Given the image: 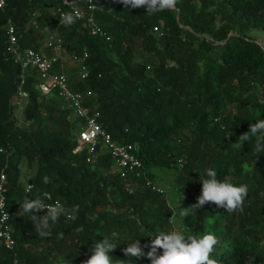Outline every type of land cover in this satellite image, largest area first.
Listing matches in <instances>:
<instances>
[{
  "label": "trees",
  "instance_id": "obj_1",
  "mask_svg": "<svg viewBox=\"0 0 264 264\" xmlns=\"http://www.w3.org/2000/svg\"><path fill=\"white\" fill-rule=\"evenodd\" d=\"M95 3L102 36L90 34L82 20L60 24L52 14L54 0H6L0 9V173L6 174L4 194L15 241L13 250L0 245V264L14 259L17 264H82L92 244L113 232L119 234L113 240L117 247L108 253L114 264H150L146 257L127 258L123 249L136 239L148 244L150 234L174 227L166 194L141 184L129 192L112 169L106 147L97 146L90 155L86 148L74 152L79 121L68 124L71 115L56 93L35 88L36 71L22 70L7 57L3 26L8 19L22 47L46 48L51 54L42 44L57 32L68 53L88 49L89 75L81 78L75 66V75L68 74L70 87L90 91L85 104L99 112L114 142L133 146L147 177L153 180L158 168L176 171V190L188 196L181 208L197 202L209 167L218 179L228 174L234 183L246 184L243 212L206 203L182 218L181 226L199 234L217 225L219 243L212 258L220 264H264V152L255 151V138L237 146L239 135L264 119V0H178L174 10L152 14L127 9L120 0ZM135 46L144 59L137 58ZM61 69L66 71L64 65ZM22 75L27 125L20 127L12 118L11 99ZM188 121L194 125L185 131ZM23 157L36 163L29 191L20 183ZM44 193L51 194L45 202L59 200L80 210L77 220L60 217L51 235L40 237L19 213L25 196L44 199ZM92 215L94 221L88 219ZM81 225L84 231L77 233Z\"/></svg>",
  "mask_w": 264,
  "mask_h": 264
},
{
  "label": "clouds",
  "instance_id": "obj_2",
  "mask_svg": "<svg viewBox=\"0 0 264 264\" xmlns=\"http://www.w3.org/2000/svg\"><path fill=\"white\" fill-rule=\"evenodd\" d=\"M120 3L127 9L145 8L147 14L156 12L174 10L178 0H120ZM3 6V0H0V7ZM81 18L78 9L61 14L59 23L64 26H72ZM159 32V29H156ZM163 35V32H160ZM264 103V100L261 101ZM255 138L254 147L257 153L264 152V119H259L249 125L248 131L239 135L240 143L238 147ZM205 177L200 179L201 194L197 197V202L189 207L173 210V217H186L192 209H200L206 203H212L217 207L223 208L229 213L243 212L244 202L248 195V186L246 184H236L233 182V176L225 174L223 179H218V172L213 167L206 169ZM44 183H49V177H43ZM31 185H29V190ZM45 199H51V194L44 193V199L37 197L31 199L25 196L20 202V215L27 216L32 222L37 234L40 237L51 235V225L64 217L70 221L78 219L79 205L66 207L59 200L54 203H46ZM0 209H3L4 219L8 218L5 212V198L0 197ZM41 210H46V214L37 215ZM89 220L94 221L95 215L89 216ZM77 233L84 231L83 225L75 229ZM63 236V233L58 234ZM118 233L113 232L111 237L102 238L91 246V255L82 262V264H114V260L108 255L117 245L113 242L118 237ZM150 243L143 246L139 241L133 240L123 249L127 258H147L150 264H220L212 258L215 246L219 243V238L210 230L205 229L202 233L189 232L187 228L175 225L171 231H160L156 234H150ZM148 248V251H144ZM162 250V252H158ZM126 264V260H119Z\"/></svg>",
  "mask_w": 264,
  "mask_h": 264
},
{
  "label": "built area",
  "instance_id": "obj_3",
  "mask_svg": "<svg viewBox=\"0 0 264 264\" xmlns=\"http://www.w3.org/2000/svg\"><path fill=\"white\" fill-rule=\"evenodd\" d=\"M54 2L55 6L52 14L58 20L62 13L78 9L81 14V18L78 20L83 21L89 33L92 35H104V31L95 17V11L98 8L95 0H54ZM5 5L6 0H3V6L0 9L2 10ZM3 27L7 37L5 48L7 57L13 63L19 64L22 70L27 68L34 69L38 79L35 88L45 95L55 92L62 101L61 108L68 111L74 119L79 121L80 126L76 138L77 146L74 152L86 148L90 155L97 146H104L108 149L113 159L112 169L119 171L121 177L125 180V187L129 192H132L141 184L142 187L150 188L159 195H165L166 189L155 184L152 179L144 174L142 163L133 152V146L128 143L120 144L114 142L102 128L98 120L99 112L90 111L84 102L85 96L90 95V91L84 94L70 87L68 76L61 69L64 60L69 59L77 66V72L81 78L88 77V49L84 46L79 53L70 54L64 46L63 38L57 32H54L48 36L45 42V46L51 50V54H48L44 49L35 50L32 47L20 46L15 26L10 19L6 21ZM106 39H109V36H106ZM57 66L60 67L59 70H56ZM147 69H149V66H147ZM24 81V76L22 75L17 85V90L11 99L12 104L18 103L20 98L27 96V92L22 88ZM3 151L4 149L0 145V153ZM86 159L89 161L90 156ZM5 181L6 174L2 171L0 173V197L3 198H5ZM29 185H31V188L33 187L32 183H28L25 188L26 191H29ZM54 202L46 203L51 204ZM43 211L46 210H41V212ZM5 212L8 214L7 219H4L3 209H0V245L13 250L15 241L12 236V227L9 223L11 211L6 204V198ZM158 252H162V250L158 249ZM12 264H17L15 259Z\"/></svg>",
  "mask_w": 264,
  "mask_h": 264
},
{
  "label": "rangeland",
  "instance_id": "obj_4",
  "mask_svg": "<svg viewBox=\"0 0 264 264\" xmlns=\"http://www.w3.org/2000/svg\"><path fill=\"white\" fill-rule=\"evenodd\" d=\"M46 40H44L43 42V46L45 45ZM44 50L47 52V49L44 48ZM135 53L138 59H144L146 57V55L142 54L141 49L139 46H135ZM66 71L65 74L68 76L69 73H71L73 76L75 75V64L69 60L66 59L64 60L63 63ZM25 97L24 98H20L18 100V103L13 105V109H12V118L14 120L15 125H18L20 127L26 126L27 123H25L24 119H23V115H22V111L25 105ZM71 115V114H70ZM69 118V117H68ZM74 117L71 115V118H69L68 124L69 123H73ZM74 125V124H72ZM194 125L193 121H188L186 124V128L185 131H189ZM79 126L80 124L77 123L75 124L74 128L75 131L74 133L79 130ZM75 137V135H74ZM36 168V163L35 162H31L28 163L27 159L25 157L22 158L20 165H19V169H20V183L23 187H25L28 182H29V177L34 173V170ZM154 178L153 181L155 184L160 185L161 187H164L166 189V196L168 197L169 201H171L172 203V207L174 210H179V208L181 207L180 205L182 203L187 202L188 200V196L184 197L182 195L178 194L177 186L174 184V179H175V175H176V171L172 170V169H165V168H158L155 169L154 171ZM172 222L175 225L179 224L181 226V218L180 217H172ZM217 225L215 224H209L206 229L210 230L211 232H213L216 236L217 233L215 232V228ZM218 237V236H217ZM219 238V237H218Z\"/></svg>",
  "mask_w": 264,
  "mask_h": 264
}]
</instances>
